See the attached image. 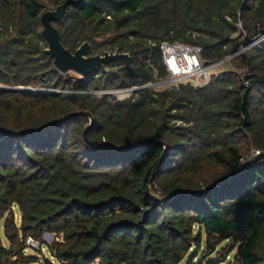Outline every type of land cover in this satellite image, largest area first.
I'll use <instances>...</instances> for the list:
<instances>
[{"label": "trees", "instance_id": "16d2710c", "mask_svg": "<svg viewBox=\"0 0 264 264\" xmlns=\"http://www.w3.org/2000/svg\"><path fill=\"white\" fill-rule=\"evenodd\" d=\"M47 3L67 5L53 22L66 48L128 55L64 76L41 34ZM164 40L246 72L89 92L166 77ZM0 84V264H57L43 243L58 264H264V0H0Z\"/></svg>", "mask_w": 264, "mask_h": 264}, {"label": "water", "instance_id": "95a60500", "mask_svg": "<svg viewBox=\"0 0 264 264\" xmlns=\"http://www.w3.org/2000/svg\"><path fill=\"white\" fill-rule=\"evenodd\" d=\"M66 3L58 7L56 10H51V11H46L41 19L42 22V31L41 34L44 37V39L48 43V48L46 49V52L54 58V65L59 71H66L69 69H75L82 73L85 77L95 74L98 72V70L102 67H104L105 64H107L110 61H114L119 58L126 57L128 54L127 53H121L119 51L117 52H106L103 55L102 54H95L88 56L86 55L89 48L90 44L88 42L82 43L75 51H72L69 48H66L62 41H61V34L59 29L53 24V22H56L62 18L66 11ZM259 38V37H258ZM257 37L254 39H248L246 40L247 42H253L256 40ZM151 85H156V83H151L146 86H151ZM77 114V113H73ZM71 114V115H73ZM68 115V116H71ZM67 116V117H68ZM66 118V117H65ZM64 119V118H63ZM57 121L53 122L50 126L54 125ZM94 120L91 117L90 123L85 127L84 129V136L85 139L89 142L94 144L95 141H91L89 139V129L92 126ZM137 143H131L125 146H117L118 148H125V147H131L134 146ZM247 166V163L244 164L242 167L237 169L235 173L227 177L226 179L215 183L211 188H216L222 184H224L226 181H228L230 178L233 176L237 175L238 173L241 172V170ZM151 169L148 171L146 177H145V185L148 184V177H149V172ZM159 200H164L166 197L159 198L156 197ZM49 236H52V233H46Z\"/></svg>", "mask_w": 264, "mask_h": 264}, {"label": "built area", "instance_id": "2783aa9c", "mask_svg": "<svg viewBox=\"0 0 264 264\" xmlns=\"http://www.w3.org/2000/svg\"><path fill=\"white\" fill-rule=\"evenodd\" d=\"M259 38L262 39L261 37ZM258 39L253 43L258 41ZM160 49L163 62L167 69V76L157 79L155 83L156 85L159 83H166V88H176L181 84H190L194 87H203L207 85L212 78L211 74L213 67H216L221 60L206 62L202 58V47L180 40H164L160 43ZM231 57H234V55H228L225 58L229 59ZM148 84L132 86L128 90L132 91L143 87H149L146 86ZM257 152H260V150ZM26 244L33 248L41 247V243L33 237L27 238ZM92 264H100L99 258H95Z\"/></svg>", "mask_w": 264, "mask_h": 264}, {"label": "rangeland", "instance_id": "374dc122", "mask_svg": "<svg viewBox=\"0 0 264 264\" xmlns=\"http://www.w3.org/2000/svg\"><path fill=\"white\" fill-rule=\"evenodd\" d=\"M61 5H59V6H55V5H52V4H50V3H47V7H48V11H51V10H56L58 7H60ZM109 36H112V34H109ZM243 37H245V36H243ZM258 37H260V35H257V39H258ZM260 39V38H259ZM258 39V41H260ZM98 41H102L103 39L102 38H98L97 39ZM246 40H248V39H246ZM255 41V40H254ZM253 41V42H254ZM258 41H256V42H258ZM86 42H88L89 44H90V48H89V50H88V52H87V54L86 55H88V56H91V55H95V54H97V53H94V48L92 47V45H91V43L89 42V41H86ZM246 42V41H245ZM253 42H247V44L245 45V46H248L249 47V45H251V44H253ZM48 48V47H47ZM46 48V49H47ZM117 51H119V50H114V51H112V50H107V51H105L104 53H106V52H109V53H111V52H117ZM103 53V54H104ZM99 54H102V53H99ZM102 54V55H103ZM203 59H204V61H206V62H215V61H219V60H208V59H206V58H204V57H202ZM234 57H231V58H229V59H226V58H224V59H221L220 60V63L216 66V67H213V69H212V76L213 75H217V74H219V73H221L222 71H224V70H235V71H238L239 73H241V75H244L245 74V72H246V70L244 71V70H241V69H239V68H236L234 65H233V63H232V59H233ZM100 69H104V70H107L108 69V67L106 66V64L104 65V67H102V68H100ZM61 73L64 75V76H69L70 78H72V79H80V78H83V77H85L82 73H80L79 71H77V70H75V69H69V70H66V71H61ZM95 76H97V75H95ZM152 83H155V82H152ZM130 87H132V86H120V87H118V88H114V89H104V88H99V89H92L91 91H89V92H92V93H95V94H97L98 96H102L104 93H109V94H113V95H115L117 98H119V99H126V98H129L130 96H132V94L134 93V91H136V90H138V89H136V90H128ZM149 87H153V88H155V89H157V90H162V89H164V88H166V83L164 84V83H159V84H157V85H151V86H149ZM0 88H10V87H8V86H5V85H2V84H0ZM14 88H22V89H29V90H35V89H33V88H24V87H14ZM36 90H42V91H56V89H54V88H47V89H36ZM73 90V89H72ZM71 89H69V91H72ZM58 91V90H57ZM90 121H91V117H90ZM258 151V149H253V150H251L249 153H247L246 155H245V157L243 158V160H242V163H241V165L238 167V169L240 168V167H242L244 164H246L247 163V165L250 163V162H252L253 160H255V158H256V155H258V154H260V152H257ZM0 235H2L3 237H4V232H3V228H2V225H0ZM55 239V235L53 234L52 236H49L48 234H45L44 235V240L46 241V242H48V243H50V242H52L53 240ZM226 243H228V242H226ZM43 247H42V253L43 254H39V257L40 258H42L44 255H45V257L47 256V257H50V259L53 261V263H57L58 264V262L56 261V259L55 258H53L51 255H50V253H49V251H48V248H47V243H43V245H42ZM29 252H33L31 249L30 250H28Z\"/></svg>", "mask_w": 264, "mask_h": 264}]
</instances>
